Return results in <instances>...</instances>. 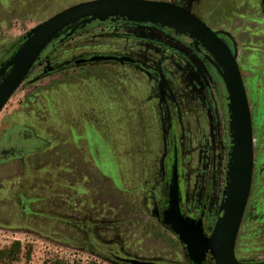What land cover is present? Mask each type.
<instances>
[{
    "label": "rangeland",
    "instance_id": "rangeland-1",
    "mask_svg": "<svg viewBox=\"0 0 264 264\" xmlns=\"http://www.w3.org/2000/svg\"><path fill=\"white\" fill-rule=\"evenodd\" d=\"M87 1L0 0V67L33 27ZM150 1H182L189 11L194 7V0ZM214 1L215 8L203 20L232 47L258 120L251 191L234 253L239 262H263L264 122L258 124L264 109L254 108L264 94L261 2ZM119 27H92L48 50L1 111L0 152L18 151L23 139L32 137L47 147L23 156L0 154V251L14 243L20 246L15 262L2 259L0 264H117L106 247L129 259L188 264L184 248L159 219L158 195L168 157L163 93L177 69L175 55L163 53L179 51L189 57L183 65L186 79L202 65L183 41L162 47L166 42L160 32ZM121 32L143 41L136 65L74 64L92 56L87 52L113 53ZM150 61L158 78L146 64ZM9 133L11 138L3 140ZM182 159L191 184L202 181L205 190L210 164L203 162L209 157L183 154ZM223 175L212 183L211 221Z\"/></svg>",
    "mask_w": 264,
    "mask_h": 264
},
{
    "label": "water",
    "instance_id": "water-1",
    "mask_svg": "<svg viewBox=\"0 0 264 264\" xmlns=\"http://www.w3.org/2000/svg\"><path fill=\"white\" fill-rule=\"evenodd\" d=\"M261 1L264 9V0ZM120 20L150 24L171 30L176 36L188 37L197 52H205L204 59L220 76L227 94L230 148L217 219L208 235L202 221L196 222L181 213L177 154L174 151L168 185V208L161 215V223L184 246L191 264H206L207 260L213 264H246L238 262L234 255L253 172L252 123L246 92L231 50L202 21L184 8L150 0H91L58 12L28 31L24 36V44L0 67V113L29 76L43 51L61 32L69 30L62 42L92 23ZM98 61L130 62L128 58L98 56L75 63L79 65ZM122 261L124 264H155L134 259Z\"/></svg>",
    "mask_w": 264,
    "mask_h": 264
},
{
    "label": "flooded vegetation",
    "instance_id": "flooded-vegetation-1",
    "mask_svg": "<svg viewBox=\"0 0 264 264\" xmlns=\"http://www.w3.org/2000/svg\"><path fill=\"white\" fill-rule=\"evenodd\" d=\"M158 2H161V1H158ZM260 2H261V11H262L263 18H264V9L262 6V1L260 0ZM166 3H168V2H166ZM170 4H172V3H170ZM172 5L182 7L187 11V8L183 6L182 1H179V4H172ZM204 22L203 23L206 26L207 25L210 26L206 21H204ZM107 26H113V27L123 26V28L119 27L121 30H125L129 27H146V28L154 30L155 32H160L161 33L160 35L164 38V41L166 42V43H164L165 45H162V47L168 46V43L170 44V42L175 43L177 41H183L187 44L189 49L193 52V55L195 56V58L202 65V67L199 69V71H197V70L193 71L192 70L191 78L186 79V77L183 76V70H184L183 65L188 64L190 62V61H188L189 57H184L183 54L180 53L179 51H176L173 53L172 52L163 53V55H170V57H173V55H175V57L172 58V60H173V63L175 65H177V69H173V71L171 73V76L175 80L173 82H171L172 84L169 87V89H167V91H165V93H163V97L165 100V113L167 115V121H168L167 122V124H168L167 125V137H166L167 138L166 147L168 150V157L165 161L164 180H163V183L161 186L160 193L158 195V207H159V219H160V223H161V215L168 208V202H169L168 185H169V179H170L171 166L173 165V154H174V151H176L179 196L181 199V202H180L181 213L184 216H186V217H188V218H190L196 222L202 221L203 229H204L205 233H207L209 235L210 232L212 231L214 223L217 219L220 203L222 200V192H223L224 187H225V177H226V171H227L226 167H227V163H228V154H229V148H230V139H229V133H228V113H227V103L228 102H227V94H226L223 82H222L220 76L218 75L217 71L214 69V67L208 61H206L204 59L205 52L203 50H201L200 52H197L196 49H194L192 47L191 40L188 37L176 36L173 33V31H171V30L160 28L158 26H153L150 24H135V23H128V22L121 21V20L117 21V22L107 21L105 23L95 22V23H92L91 25L86 26L87 28L85 29V31L77 33L79 30H82V29H79L78 31H76L74 33V35L71 38H69L67 40H64L61 42V40L63 38L60 39V45L66 43L68 40H71L73 38L74 39L78 38L79 35L86 32L89 28L97 27L98 29L104 28L106 30ZM210 27L214 30V28L212 26H210ZM68 31H69L68 29L63 31L64 35ZM216 34L215 35L217 37H219L228 46V48L231 50V52L235 56L232 47L217 32H216ZM119 37H120L119 39L121 40V43H119L120 44V45H118L119 48L117 50L115 49L113 51V53L87 52L86 55H92V56H89L87 58L77 59L74 61V64L77 65L75 62L78 60H87L88 61L92 57L103 56V57H115L118 59L128 58L130 60V62H124V61L101 62V61H98V62H87L84 64L114 63V64L136 65V62L139 59L138 56L140 55V47L143 46V41L141 42V41H138V40L133 39V38H128V37H126L125 32L119 33ZM50 46L51 45H49L47 48H49ZM56 46H59V45H56ZM56 46H54L53 48H55ZM47 48H46V51L44 50L43 54H41L40 58H42L48 50L53 49V48H51V49L50 48L47 49ZM165 50H167V48ZM149 55H152V54H149ZM235 58H236V56H235ZM163 59L165 60L166 58H163ZM149 60H153V57L150 56ZM165 62H166V60L164 61L163 64H165ZM236 62H237V60H236ZM262 63H263V84H264V55H263ZM84 64H79V65H84ZM146 64L151 69L152 61L146 62ZM36 65H38L37 62L35 64V66ZM178 65L181 68H178ZM237 65H238L240 75H241V70H240V66H239L238 62H237ZM35 66H34V68H35ZM174 71H176L175 76H173ZM150 72L153 74L154 78H158V76L160 74V73L154 72L153 69H151ZM162 72L166 75V72L169 73V69L168 70L166 69V71L162 70ZM202 75L204 76L203 83H202V80H200L199 85H197V87L200 88V86H204V85L207 86L208 85L210 87V89L215 91L217 100L220 102V105H221V117H222V125H223V130H222L223 145H222V150H221L220 156H218V154H217L216 158H214V156L211 154V152L205 148L204 149L201 148L197 151H194V154H197V155L201 154L202 156L204 155V156L209 157V162H203L202 161L203 164H205V163L210 164L209 165V175H208L209 181L206 182L207 187L205 188V190H201L202 181H199L198 183L194 182L193 184H191L189 177H187L185 174L186 169L183 168V161H182L183 159L182 158H183V154L191 155V150H189L188 148L185 147V141H183V138H182L183 129H182L181 118L178 115V110H176V105L173 101V97H174V90L173 89L174 88L179 90L180 93L182 94L184 86L189 88L190 79H191V81H194V80L199 81V79L201 78ZM241 79H242V75H241ZM242 82H243V79H242ZM243 86H244V89L246 92V87L244 85V82H243ZM188 88H186V89H188ZM246 97H247V101H248L247 92H246ZM251 98H252V96H251ZM248 105H249V109H250L251 123H252L253 154H254V144H256L257 134H258L256 131V125H257L258 120L254 121V117L252 116V110L250 108L249 101H248ZM255 107L257 109V112L260 111V108L264 109V94H262V97H260V99H259V103L256 106H254V108ZM262 120H264V118H262ZM262 120L261 119L259 120L258 125H260L262 122H264ZM20 129H23V127L21 126ZM263 133H264V131H263ZM9 138H11L10 135H8L3 140H9ZM262 140H264V134H263ZM184 149H188L187 150L188 152L184 153ZM12 153H13V151H9V153H8V151H1L0 152L1 155H8V154H12ZM223 154H224V157H223ZM223 161H224V163H223ZM253 167H254V158H253ZM195 170H197V169H195ZM222 172L224 173V175H223V186H222V190H221V194H220V201H219V205L217 207V211L215 213V216H214L213 220L211 221V220H209L208 213H209V209H210L209 203L211 201L210 197H211L212 187H213L212 183L216 179L217 175L219 178L221 177ZM252 174H253V172H252ZM251 183H252V181H251ZM250 191H251V188H250ZM249 195H250V193H249ZM263 196H264V191H263ZM198 203H200L199 206H197ZM244 213H245V211H244ZM242 220H243V218H242ZM238 233H239V231H238ZM174 237H176V236L174 235ZM180 245L184 248V246L181 243H180ZM104 249L107 250L108 256L111 258V260L117 264H124L122 260H133V259H129L126 257L119 256L117 254V251L114 250V248L106 247ZM234 249H235V247H234ZM184 250H185V248H184ZM185 253H186V251H185ZM234 255H235V253H234ZM186 256H187V253H186ZM134 260H136V259H134ZM187 260H188V264H191L188 257H187ZM139 261H142V260H139ZM146 262H148V261H146ZM152 263H154V262H152ZM240 263H243V262H240ZM252 263H260V262H250V263L247 262L246 264H252ZM155 264H157V263H155ZM206 264H213V263L210 262L209 260H207Z\"/></svg>",
    "mask_w": 264,
    "mask_h": 264
},
{
    "label": "crops",
    "instance_id": "crops-1",
    "mask_svg": "<svg viewBox=\"0 0 264 264\" xmlns=\"http://www.w3.org/2000/svg\"><path fill=\"white\" fill-rule=\"evenodd\" d=\"M193 2V10L187 11L200 20H203L204 14L215 8L214 0H194ZM138 28L159 35L158 32L146 27H129V29ZM175 75L176 71L173 72V76ZM174 80L173 78L172 81ZM200 80L203 83V75L199 81L190 79L189 88L184 86L182 94L174 88L173 101L181 118L182 138L185 141V147L191 150V155H194V151L205 148L216 158L217 154L221 155L223 145L221 105L215 91L208 85L203 84L204 86L197 87Z\"/></svg>",
    "mask_w": 264,
    "mask_h": 264
},
{
    "label": "trees",
    "instance_id": "trees-1",
    "mask_svg": "<svg viewBox=\"0 0 264 264\" xmlns=\"http://www.w3.org/2000/svg\"><path fill=\"white\" fill-rule=\"evenodd\" d=\"M87 27H85L82 30H79L77 33L83 32L85 31ZM76 33V34H77ZM64 36V32H61L50 44L51 46L49 47L50 49L53 48L56 45H60V39H62ZM25 40L24 38L22 39L21 43L18 45H15L12 47L10 55H9V59L15 54V52L24 44ZM47 48V49H49ZM8 59V60H9ZM42 58H39V60L37 61V64H39L41 62ZM7 142V141H5ZM46 143H43L40 139H38L37 137H32L30 139H23V143L21 145V148L17 151V150H9V151H13L12 154H8L5 155L6 157H14L16 154H18L19 156H23L27 153H32V152H39L41 150H43L44 148H46ZM8 151V150H7ZM8 151V153H9ZM19 243H14L9 249H6L4 251H0V260H6L7 262H15L16 261V255L19 254ZM46 264H61L60 262H55V263H48L46 262ZM88 264H96L95 262H90Z\"/></svg>",
    "mask_w": 264,
    "mask_h": 264
}]
</instances>
